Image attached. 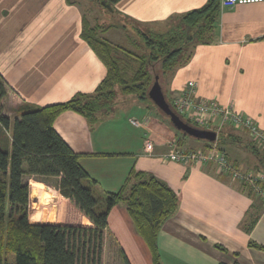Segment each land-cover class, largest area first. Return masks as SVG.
<instances>
[{
    "label": "crops",
    "instance_id": "1",
    "mask_svg": "<svg viewBox=\"0 0 264 264\" xmlns=\"http://www.w3.org/2000/svg\"><path fill=\"white\" fill-rule=\"evenodd\" d=\"M206 1L119 0L112 13L123 22L153 32ZM82 17L77 0H0V77L7 92L2 103L7 98L16 113L20 105L42 107L94 91L105 76V68L81 39ZM113 29L118 26L105 34ZM122 33L110 34L109 41L126 39ZM189 81L195 84V99L231 106L264 130V3L222 10L214 41L197 46L190 61L168 79L167 88L162 85L165 96L168 92L173 102ZM135 100L136 106L122 116L113 112L92 127L70 111L59 115L53 127L74 152L82 154L80 165L100 190L118 191L134 169L156 177L177 193L178 209L159 233L161 264H264V249L249 246L253 242L264 248L261 200L253 193L248 196L240 191V184L218 173L212 163L185 165L161 160L168 141H176L175 132L152 108ZM130 119L140 126H133ZM229 127L224 125L220 130L230 134ZM209 129L218 128L210 123ZM234 134L237 142L224 147L227 162L255 172L256 158L247 146L249 136L241 130ZM146 138L154 142L150 155L143 150ZM195 143L181 148L204 149V141ZM27 182L31 223L91 226L59 194L56 180L27 178ZM51 203L52 210L44 212L47 215L43 217L39 206ZM251 206L261 209V214L246 233L240 223ZM107 221L102 264L107 253L118 254L122 262L120 251L129 264H151L149 252L135 234L124 206L113 207Z\"/></svg>",
    "mask_w": 264,
    "mask_h": 264
},
{
    "label": "trees",
    "instance_id": "2",
    "mask_svg": "<svg viewBox=\"0 0 264 264\" xmlns=\"http://www.w3.org/2000/svg\"><path fill=\"white\" fill-rule=\"evenodd\" d=\"M90 1L114 11L113 6L119 0ZM220 14V0H207L202 7L181 14L165 33L151 32L147 36L142 32L144 51L140 54L120 48L100 35L115 25L103 26L96 18L91 24L83 15L80 36L105 68L104 78L93 92L77 93L64 102L42 107L20 105L16 108L17 117L12 120L2 114L1 103L7 92L0 77V129L10 128L5 145H1L0 138V264H102L103 231L108 225V214L120 203L124 204L135 234L149 252L151 264H161L159 233L163 223L178 209L177 193L156 177L134 169L118 191L100 190L81 167L82 154L67 145L53 123L59 115L70 111L85 118L92 127L113 113V101L121 93L149 103L175 132L178 147H183V139L188 136L171 126L169 119L152 105L147 93L156 76L163 83L168 81L190 61L197 46L214 41ZM166 99L174 111L172 101L167 96ZM181 118L194 126L190 120ZM229 128L230 134L220 130L215 141L227 161L224 147L238 140L234 134L238 130ZM243 132L249 136L247 146L256 158L255 172H264V148L247 131ZM210 147L211 143L204 141V149ZM27 178L56 180L59 194L91 226L31 223ZM238 183L240 191L248 196L253 193L264 207L262 198L251 187ZM260 214L261 209L251 206L240 223L241 229L249 233ZM249 246L264 249L253 242ZM120 256L123 264H129L123 251Z\"/></svg>",
    "mask_w": 264,
    "mask_h": 264
},
{
    "label": "built area",
    "instance_id": "3",
    "mask_svg": "<svg viewBox=\"0 0 264 264\" xmlns=\"http://www.w3.org/2000/svg\"><path fill=\"white\" fill-rule=\"evenodd\" d=\"M264 0H220V9H231L239 5L260 4ZM194 82H187L182 93L174 98L172 105L174 111L180 116L190 120L195 127L209 129L210 123L217 125L219 133L224 125L232 126L241 131H247L249 135L256 139L257 144L264 148V130H259L250 119L234 112L231 106H219L213 101L194 98ZM133 126L139 127L137 120L130 119ZM213 131V130H211ZM154 142L146 138L143 150L146 154L153 153ZM163 161H170L185 165L212 163L218 173L229 175L231 179L247 184L264 202V172L243 171L230 166L226 160L225 153L216 148L215 142L211 143L208 149L186 150L178 147L175 139L168 141L167 151L160 156Z\"/></svg>",
    "mask_w": 264,
    "mask_h": 264
},
{
    "label": "rangeland",
    "instance_id": "4",
    "mask_svg": "<svg viewBox=\"0 0 264 264\" xmlns=\"http://www.w3.org/2000/svg\"><path fill=\"white\" fill-rule=\"evenodd\" d=\"M77 1L80 4L83 15L85 16V18L88 21H90L91 24H92L91 21H93L94 18H96V19H98L97 21L103 26L104 25H111V24L118 26V29H116V30L113 29L111 31V33L100 34L102 37L110 40V38H108V36L110 37V34H113L115 32H121V33L123 32L127 36L126 39H125V37H122V40H115V41H111V42L114 43L115 45L119 46L120 48L126 49L130 52H133V53L140 54L144 51V45L142 44L143 39L140 36V34L143 32V33H146L147 36H149V34H151L150 31H146V30L140 28L139 25H134L133 23L121 21L120 19H118L116 17V15H114V13H112V11H110L106 7L99 5L98 3L91 2L90 0H77ZM173 26H174L173 22L166 24V25H163V26H158V27H156V30H154L152 34L165 33L168 30H170ZM121 27H125V29H121ZM111 37L114 38L113 35ZM158 79H159V83H160L161 87L163 85V87L165 86L167 88L168 82L166 81V82H164L165 83L164 84L160 77ZM163 87H162V90H163ZM167 96L170 100L171 98H170V95L168 92H167ZM136 102L137 101L134 99L133 96H131V95L127 96V95H122L121 93H118L116 98L113 101V107H114L113 112L118 113L119 116H122L123 114L126 113V111L128 109L133 108V105L136 106L135 105ZM143 104L148 105L149 103H143ZM2 107H3V112L8 115V118H10L11 120L15 118L16 113H15V110L13 108L14 106H12V104L9 102V100H7V98L2 103ZM160 114H161V112H160ZM223 132H225V129H223ZM9 134H10V128L7 131H5L4 129H0V138H1V145L2 146L5 145L6 141L8 142ZM197 141H201V140L193 139L190 137H185L183 145H184V147H193L194 145H196L195 142H197ZM186 150H193V149L186 148ZM243 155H244V157H242V156L241 157L245 158V153H243ZM50 205L52 206L53 203H51L47 206H46V204L39 206L38 209H39V211L42 212L43 217L44 216L46 217V215H47V214L45 215L44 212L49 213V211L52 210ZM118 205L124 206V204H122V203H120ZM50 214H49L50 216L53 215V213H50ZM47 217H49V216H47ZM54 218H55V215H53V219ZM109 243H110V241H109ZM12 261H14V258L11 256V262ZM105 264H123V263L120 262L118 254H113V253L108 254L107 253Z\"/></svg>",
    "mask_w": 264,
    "mask_h": 264
},
{
    "label": "water",
    "instance_id": "5",
    "mask_svg": "<svg viewBox=\"0 0 264 264\" xmlns=\"http://www.w3.org/2000/svg\"><path fill=\"white\" fill-rule=\"evenodd\" d=\"M108 9L112 11L111 8ZM147 97L155 106V108L169 119L171 126L176 131H179L193 139L202 140L209 143L216 141V132L197 128L184 121L175 111H173L166 99L165 93L162 90L157 76L148 90Z\"/></svg>",
    "mask_w": 264,
    "mask_h": 264
}]
</instances>
